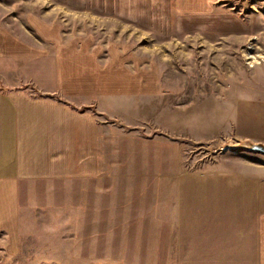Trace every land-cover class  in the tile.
<instances>
[{
  "label": "rangeland",
  "instance_id": "obj_1",
  "mask_svg": "<svg viewBox=\"0 0 264 264\" xmlns=\"http://www.w3.org/2000/svg\"><path fill=\"white\" fill-rule=\"evenodd\" d=\"M214 2H219L215 13L257 19L258 28L251 33H159L58 0H0L1 20L18 37L37 42L28 23L35 14L61 26L65 40L93 37L103 48V61L119 52L130 59L132 69L157 67L164 85L163 98L154 104L156 114L149 109L136 121L133 106L113 109L130 121L107 118L109 172L88 187L63 186L62 193L24 209L19 248L12 255L2 235L0 264H199L190 257V245L204 232L192 210L199 195L190 192L215 184L222 149L228 156L217 166L223 165L226 173L230 165L259 161V156L239 151L245 142L215 145L213 138L203 139L199 127L230 119V113L210 112L220 98L224 103L242 97L264 100V0ZM43 64L44 69L51 66ZM17 68L28 70L23 63ZM174 121L192 130L173 131L169 122ZM71 188L77 192H65Z\"/></svg>",
  "mask_w": 264,
  "mask_h": 264
},
{
  "label": "crops",
  "instance_id": "obj_2",
  "mask_svg": "<svg viewBox=\"0 0 264 264\" xmlns=\"http://www.w3.org/2000/svg\"><path fill=\"white\" fill-rule=\"evenodd\" d=\"M58 1L159 33H251L258 28L257 19L246 22L233 12L215 13V0ZM28 23L37 42L18 37L0 17V82L6 84H0V237L8 238L12 255L19 248L24 209L62 193L63 186L88 187L109 172L107 118L130 121L113 109L133 106L139 121L149 109L156 114L154 104L164 96L157 67L132 69L130 59L119 52L103 61V48L93 37L65 40L61 26L35 14ZM46 62L51 66L44 69ZM20 63L26 64V72L18 70ZM30 84L37 90L26 88ZM213 108L210 112L217 115L230 113V119L199 127L203 139L213 138L219 146L227 140L264 144V100L242 97L224 103L220 98ZM169 124L173 131L192 130L175 121ZM221 151L218 164L228 156ZM242 151L259 156V161L230 165L228 173L216 164L220 172L213 176L215 184L190 192L199 195L192 210H197L204 232L190 245V257L199 264H264V155Z\"/></svg>",
  "mask_w": 264,
  "mask_h": 264
},
{
  "label": "water",
  "instance_id": "obj_3",
  "mask_svg": "<svg viewBox=\"0 0 264 264\" xmlns=\"http://www.w3.org/2000/svg\"><path fill=\"white\" fill-rule=\"evenodd\" d=\"M241 147L245 148L248 151L260 153L264 155V144L261 143H253V142H246ZM240 146L237 148H241Z\"/></svg>",
  "mask_w": 264,
  "mask_h": 264
},
{
  "label": "trees",
  "instance_id": "obj_4",
  "mask_svg": "<svg viewBox=\"0 0 264 264\" xmlns=\"http://www.w3.org/2000/svg\"><path fill=\"white\" fill-rule=\"evenodd\" d=\"M174 2H175V0H172V3L174 4ZM218 4H219V2H214L213 3V5H214V7H217L218 6ZM243 18V17H242ZM244 19V18H243ZM246 22H247V20L246 19H244Z\"/></svg>",
  "mask_w": 264,
  "mask_h": 264
},
{
  "label": "bare ground",
  "instance_id": "obj_5",
  "mask_svg": "<svg viewBox=\"0 0 264 264\" xmlns=\"http://www.w3.org/2000/svg\"><path fill=\"white\" fill-rule=\"evenodd\" d=\"M256 57V56H255Z\"/></svg>",
  "mask_w": 264,
  "mask_h": 264
}]
</instances>
